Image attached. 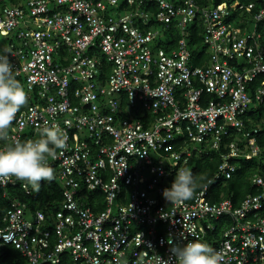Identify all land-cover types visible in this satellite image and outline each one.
<instances>
[{
	"label": "built area",
	"instance_id": "built-area-1",
	"mask_svg": "<svg viewBox=\"0 0 264 264\" xmlns=\"http://www.w3.org/2000/svg\"><path fill=\"white\" fill-rule=\"evenodd\" d=\"M6 1L0 35L27 93L9 141L58 126L67 142L49 158L58 206L46 215L10 199L0 248L24 264H156L168 242L198 239L228 264H264V177L237 205L210 198L262 153L252 116L264 118V0ZM201 150L219 151L212 176L169 203L162 189Z\"/></svg>",
	"mask_w": 264,
	"mask_h": 264
},
{
	"label": "clouds",
	"instance_id": "clouds-1",
	"mask_svg": "<svg viewBox=\"0 0 264 264\" xmlns=\"http://www.w3.org/2000/svg\"><path fill=\"white\" fill-rule=\"evenodd\" d=\"M10 54V50L0 52V141L4 142L0 145V183L14 177L38 191L41 181L54 179L49 158L55 159L57 150L66 148L67 133L58 126L44 127L37 139L9 141L17 113L27 104V93L16 79ZM205 179L203 175L194 177L187 167L180 168L161 194L169 203H182L194 197L199 182ZM168 243V256H158L156 264H228L225 252L201 240L187 241L182 246Z\"/></svg>",
	"mask_w": 264,
	"mask_h": 264
},
{
	"label": "trees",
	"instance_id": "trees-1",
	"mask_svg": "<svg viewBox=\"0 0 264 264\" xmlns=\"http://www.w3.org/2000/svg\"><path fill=\"white\" fill-rule=\"evenodd\" d=\"M193 28L195 26L191 25L187 27V31L194 32ZM7 40L8 42L10 41L9 38ZM173 41L171 40L167 47L173 44ZM196 43H199V39ZM262 118V114L252 116L253 127L259 129L258 145L262 148V153L251 160H240V168L229 180L214 183L210 197L212 201L220 198H229L237 205L246 195L256 192L250 182V178L255 174L264 177V122L261 123L260 121ZM258 123L262 124V129L257 126ZM218 162L219 151L217 150H208L206 152L201 150V152L194 154L190 158L186 167L191 170L194 177L201 175L206 177L204 181L199 182L200 186L196 190L201 188L205 181L212 176ZM6 190L8 191L7 196L3 195V191L0 188V217L9 207L10 199L14 197L26 202L29 208L35 207L42 210L46 215H50L61 200V188L55 178L51 181H41L38 191L29 184H27L25 191L19 188H7ZM86 200L91 205V199L87 198ZM95 209L98 210L99 208L96 207ZM215 237H217V232ZM24 262V258L14 248L10 246L0 248V264H24Z\"/></svg>",
	"mask_w": 264,
	"mask_h": 264
},
{
	"label": "rangeland",
	"instance_id": "rangeland-1",
	"mask_svg": "<svg viewBox=\"0 0 264 264\" xmlns=\"http://www.w3.org/2000/svg\"><path fill=\"white\" fill-rule=\"evenodd\" d=\"M6 4L9 5V6L19 5V6H21L23 9H25V7H26V6H25V0H16V1L14 2V4L10 3V1L7 0V1H6ZM111 12H112V11H111ZM124 12H126V10H120V9H118L117 6L113 9V13H114V14H119V13H124ZM19 28H20V29L23 28V27H22V23H20ZM161 38L164 39L165 37H164V36H161ZM162 39H161V40H162ZM8 49H9V43H8V40H7L5 37H3V36L0 35V52H3L4 50H8ZM263 122H264V118H263ZM261 123H262V122H261ZM257 126H258L260 129H262V124L258 123ZM195 146H197V145H195ZM192 147H193V146H192ZM165 162L168 163L167 160H165ZM26 217H29V215H27Z\"/></svg>",
	"mask_w": 264,
	"mask_h": 264
},
{
	"label": "crops",
	"instance_id": "crops-1",
	"mask_svg": "<svg viewBox=\"0 0 264 264\" xmlns=\"http://www.w3.org/2000/svg\"><path fill=\"white\" fill-rule=\"evenodd\" d=\"M9 1H10V3L14 4V2H15L16 0H9Z\"/></svg>",
	"mask_w": 264,
	"mask_h": 264
}]
</instances>
